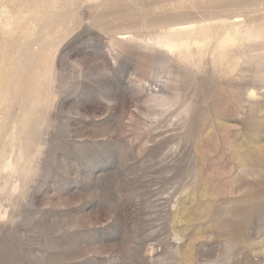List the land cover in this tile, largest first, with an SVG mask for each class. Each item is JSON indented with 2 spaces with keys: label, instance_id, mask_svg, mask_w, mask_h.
Here are the masks:
<instances>
[{
  "label": "rangeland",
  "instance_id": "1",
  "mask_svg": "<svg viewBox=\"0 0 264 264\" xmlns=\"http://www.w3.org/2000/svg\"><path fill=\"white\" fill-rule=\"evenodd\" d=\"M0 80V264H264V0H0Z\"/></svg>",
  "mask_w": 264,
  "mask_h": 264
},
{
  "label": "bare ground",
  "instance_id": "2",
  "mask_svg": "<svg viewBox=\"0 0 264 264\" xmlns=\"http://www.w3.org/2000/svg\"><path fill=\"white\" fill-rule=\"evenodd\" d=\"M51 16H52V15H51ZM53 16H54V15H53ZM57 18H58V17H57ZM61 19H62V18H61ZM41 20H42V18H41ZM52 22H53V21H52ZM40 23H41V22H40ZM60 23H61V22H60ZM38 24H39V23H38ZM41 24H42V23H41ZM54 24H55V23H54ZM60 25H61V24H60ZM57 26H59V25H57ZM41 27H42V26H41ZM43 29H44V28H43ZM39 30H40V29H39ZM47 30H48V29H47ZM43 32H44V31H43ZM54 32H55V31H54ZM54 32H53V33H54ZM56 32H57V31H56ZM50 34H51V33H50ZM50 34H49V35H50ZM47 45H48V44H47ZM47 48H48V47H47ZM0 81H1V80H0ZM2 83H3V82H2ZM0 84H1V83H0ZM12 89H13V88H12ZM26 91H27V90H26ZM12 94H13V93H12Z\"/></svg>",
  "mask_w": 264,
  "mask_h": 264
}]
</instances>
